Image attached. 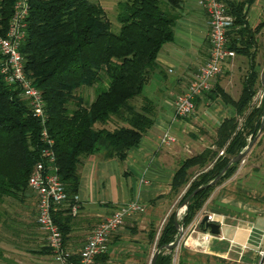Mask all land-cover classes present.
I'll return each instance as SVG.
<instances>
[{"label": "trees", "instance_id": "trees-1", "mask_svg": "<svg viewBox=\"0 0 264 264\" xmlns=\"http://www.w3.org/2000/svg\"><path fill=\"white\" fill-rule=\"evenodd\" d=\"M183 1H120L116 16L120 26L113 31L104 8L91 0H27L25 37L19 52L25 73L43 99V126L51 139L57 174L70 197L77 194L79 166L85 157L102 151L104 157L124 160L153 126L157 103L143 95V90L158 67L160 50L174 38ZM224 1L233 17L227 31L228 46L247 58L248 69L236 99L222 93L236 114L219 123L211 146L182 160L175 171L170 195L177 196L185 188L178 204L215 178L245 148L249 137L256 136L264 110V95L259 104H253L260 84L256 34L263 24L251 28L246 22L245 6L253 0ZM13 2L0 0V36L7 28ZM84 88L94 90L91 100L81 94ZM40 129L18 89L6 84L0 73V243L20 244L19 228L29 213L28 197L34 195L27 177L44 145ZM239 163L230 165L217 183L190 198L178 219L184 229ZM193 168L197 172L193 173ZM72 217L64 210L53 215L63 244ZM175 220L172 211L159 231L149 229V241L155 242L156 248L177 237ZM40 250L51 255L46 246ZM173 251L162 250L156 264H171ZM4 253L0 245V264L5 262ZM107 258L102 254L96 260L108 264Z\"/></svg>", "mask_w": 264, "mask_h": 264}, {"label": "crops", "instance_id": "crops-1", "mask_svg": "<svg viewBox=\"0 0 264 264\" xmlns=\"http://www.w3.org/2000/svg\"><path fill=\"white\" fill-rule=\"evenodd\" d=\"M244 11L249 27L263 24L256 34L257 69L264 60V0H253ZM207 19L197 0L183 1L174 38L160 50L158 67L149 83L155 81V92L150 95L155 96L157 110L153 126L140 143L128 151L124 160L104 157L102 151L83 159L77 190L80 209L71 218L64 241V247L72 254L77 255L100 219L117 205L136 200L143 205V210L127 218L112 235L105 255L108 264H145L155 245L149 241V229L160 230L157 227L160 221L172 212L185 190L177 196L170 195L171 182L181 161L211 146L219 123L236 114L222 96L223 92L233 99L239 96L248 69L247 58L235 53L223 63L221 74L212 80V88L197 97L193 113L185 118L174 117L176 95L186 89L207 59ZM169 74L174 76L170 78ZM165 128L176 136L175 143L159 144ZM254 160L218 184L203 210L195 216L201 219L205 214L210 215L219 224V234L204 230L200 221L193 222L194 218L174 248L177 264L264 263V152L262 158ZM28 200L29 213L18 232L20 244L0 243L8 259L3 264H56L49 253L40 250L45 246L44 236L34 224L32 193Z\"/></svg>", "mask_w": 264, "mask_h": 264}, {"label": "built area", "instance_id": "built-area-1", "mask_svg": "<svg viewBox=\"0 0 264 264\" xmlns=\"http://www.w3.org/2000/svg\"><path fill=\"white\" fill-rule=\"evenodd\" d=\"M207 14V38L209 53L205 62L190 80L186 89L177 94L174 99V117L190 116L194 109V99L212 88V80L222 72L223 63L234 57L235 51L228 46L227 31L231 27L233 17L227 12L224 0H197ZM27 0H14L12 13L8 19L7 28L0 36V73L3 81L18 89L19 95L25 99L31 116L41 125L40 139L43 147L40 158L32 167L27 185L35 195L34 222L44 236V245L51 251V258L56 264H95L96 257L107 253L110 240L124 221L133 214L143 210V205L136 201H128L117 205L93 227L77 255L67 251L62 236L53 215L60 210L75 216L80 209L77 194L72 197L64 190L54 163L51 139L43 126L44 102L31 79L24 71L19 47L25 37ZM176 142V136L169 128H165L159 136L160 145H170ZM223 154V149L219 151ZM208 219L212 221L210 215ZM200 221L195 217L193 222ZM208 235L204 236L206 239ZM75 256V258H74ZM171 264H176L175 259Z\"/></svg>", "mask_w": 264, "mask_h": 264}, {"label": "rangeland", "instance_id": "rangeland-1", "mask_svg": "<svg viewBox=\"0 0 264 264\" xmlns=\"http://www.w3.org/2000/svg\"><path fill=\"white\" fill-rule=\"evenodd\" d=\"M91 1L100 4L104 8V10L106 11V15H107L108 19L112 23V30L113 31H117L119 29V26H120V24L116 20L117 11H118L117 4H118V2L123 1V0H91ZM263 66H264V60L261 63L260 67L257 68L258 71H259V75H260V72H261ZM168 76L171 78V77L174 76V74H169ZM151 83L152 84H149V85L144 87L143 95L151 96L150 92H151V94H153V92H155V89H156L155 81H153ZM81 94L91 100L93 95H94V90L92 88H84V89L81 90ZM263 95H264V90H263L261 84H259L258 85L257 94H256V96L253 99V104H255V105L259 104V102L262 99ZM151 98H155V96L152 95ZM192 131H194V129ZM195 132L198 134L197 130H195ZM263 152H264V129L261 131V133L256 138V140H255L252 148L250 149V151L240 161V163L238 165L237 172L243 166H247V165L249 166V165H251V163H254L255 162L254 159L258 160V159H260V157L262 158ZM191 171L193 173H195V172H197V168H193ZM184 210H185V208L180 206V204H178V202H177L175 204V207L173 208L172 211H175L177 218L180 219L181 216L184 213ZM202 210L203 209H201L200 211H202ZM164 220L165 219H162V221H160V223H159V225L157 227L161 228ZM184 232H185V230H183L182 234H184ZM155 249H156L155 245L152 246V248L150 249V252L148 254L147 261L145 262V264H150V258H151V256H152V254H153ZM173 259H174V256H173L172 260ZM6 260H8V259L5 258V261ZM175 262L177 264V260H175Z\"/></svg>", "mask_w": 264, "mask_h": 264}, {"label": "water", "instance_id": "water-1", "mask_svg": "<svg viewBox=\"0 0 264 264\" xmlns=\"http://www.w3.org/2000/svg\"><path fill=\"white\" fill-rule=\"evenodd\" d=\"M259 80H260V84L264 90V66L260 72L259 75ZM264 127V110H263V114L261 117V123H260V127L259 130L256 134V136L254 138H252L251 136L249 137V142L247 143V145L245 146L244 149H242L237 155L233 156L230 161L227 163V165L223 168V170L215 177L213 178L211 181H209L207 184L204 185H200L199 187L195 188L180 204V206L184 207L185 209L187 208L188 202L190 200V198L192 196H194L197 192H199L202 189H205L209 186L214 185L215 183H217V181L221 178V176L224 174V172L230 167V165H232L233 163H236L238 161H241L245 155L250 151V149L252 148L256 138L258 137V135L261 133L262 129ZM185 211V210H184ZM200 223L203 225V229L204 230H209L210 233L218 235L220 230H219V224L211 221L208 219V215L205 214L202 216V218L200 219ZM175 226L177 228L178 234L177 237L170 243L165 244V245H161L159 247H157L151 258H150V264H156V258L158 256V254L162 251V250H167L170 251L174 248H176V246L178 245L181 237H182V233H183V223L182 222H178V218L176 216V220H175Z\"/></svg>", "mask_w": 264, "mask_h": 264}]
</instances>
